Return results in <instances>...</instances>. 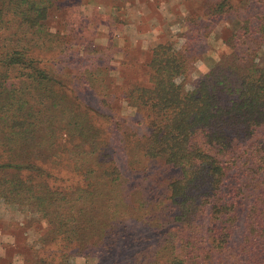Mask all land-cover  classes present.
<instances>
[{"label": "trees", "instance_id": "16d2710c", "mask_svg": "<svg viewBox=\"0 0 264 264\" xmlns=\"http://www.w3.org/2000/svg\"><path fill=\"white\" fill-rule=\"evenodd\" d=\"M59 2L0 0V202L46 223L43 245L85 258L264 264V0H215L206 26L182 45L159 43L143 77L123 85L63 77L34 56L64 46L49 26ZM220 22L226 48L199 74L209 50L193 43ZM245 38L259 45L243 51ZM123 102L144 120V135L114 121ZM115 147L127 155L125 171ZM156 171L175 175L157 188ZM130 222L157 241L114 260Z\"/></svg>", "mask_w": 264, "mask_h": 264}, {"label": "rangeland", "instance_id": "374dc122", "mask_svg": "<svg viewBox=\"0 0 264 264\" xmlns=\"http://www.w3.org/2000/svg\"><path fill=\"white\" fill-rule=\"evenodd\" d=\"M214 1L60 0V7L56 6L49 18V26L59 34L64 46L55 51L37 50L34 56L63 77H107L114 84L123 85V78L129 81L143 77L152 49L159 43L174 41L182 45L183 37L194 32L198 24L206 26L204 14ZM227 29L228 24L220 22L214 26L208 40L193 43L198 51L209 50L204 60L197 64L199 74L205 73L224 52ZM257 45L259 41L255 38H245L241 49L246 51ZM260 57L264 61V51ZM96 103L95 99L91 102L93 106ZM113 109L122 110V117L111 112L115 115L114 121L125 123L126 120L124 127L136 131L138 136L146 133L145 126L138 124L142 118L136 116L126 102ZM109 112L106 115H110ZM99 122L107 134L112 132L104 119ZM126 156L121 148L115 147L114 158L124 171L127 169L123 162ZM174 175L172 171H162L160 176L156 171L151 183L158 188L164 184L162 181ZM77 181L79 183V179ZM47 230L48 225L29 212L0 202V264H114L105 258L78 256L60 242L43 245L40 237ZM122 232L125 234L113 251L114 260L133 257L157 241L149 227L137 222L128 223ZM130 261L133 259L127 263L132 264Z\"/></svg>", "mask_w": 264, "mask_h": 264}]
</instances>
